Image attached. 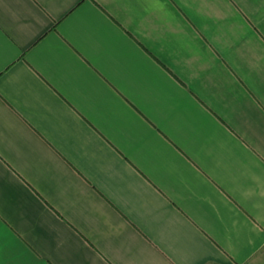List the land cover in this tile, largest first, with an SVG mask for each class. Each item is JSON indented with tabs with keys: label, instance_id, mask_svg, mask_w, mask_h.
<instances>
[{
	"label": "crops",
	"instance_id": "1",
	"mask_svg": "<svg viewBox=\"0 0 264 264\" xmlns=\"http://www.w3.org/2000/svg\"><path fill=\"white\" fill-rule=\"evenodd\" d=\"M0 264H264V0H0Z\"/></svg>",
	"mask_w": 264,
	"mask_h": 264
}]
</instances>
